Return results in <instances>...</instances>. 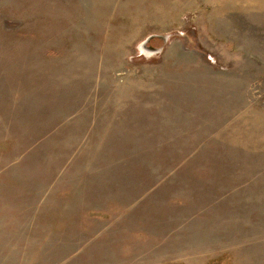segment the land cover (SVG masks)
<instances>
[{
    "label": "rangeland",
    "instance_id": "obj_1",
    "mask_svg": "<svg viewBox=\"0 0 264 264\" xmlns=\"http://www.w3.org/2000/svg\"><path fill=\"white\" fill-rule=\"evenodd\" d=\"M0 264H264V0H0Z\"/></svg>",
    "mask_w": 264,
    "mask_h": 264
},
{
    "label": "water",
    "instance_id": "obj_2",
    "mask_svg": "<svg viewBox=\"0 0 264 264\" xmlns=\"http://www.w3.org/2000/svg\"><path fill=\"white\" fill-rule=\"evenodd\" d=\"M155 37V35H150L146 41L143 43L142 47L144 48V50L146 51H153V52H159V48H156L154 46H150V45H147V43L153 38ZM161 38L164 39V41L166 42L168 40V36L167 35H164V36H161Z\"/></svg>",
    "mask_w": 264,
    "mask_h": 264
}]
</instances>
